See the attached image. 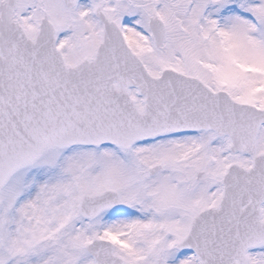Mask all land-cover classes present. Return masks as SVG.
<instances>
[{"label":"snow or ice","instance_id":"snow-or-ice-1","mask_svg":"<svg viewBox=\"0 0 264 264\" xmlns=\"http://www.w3.org/2000/svg\"><path fill=\"white\" fill-rule=\"evenodd\" d=\"M0 264H264V0H0Z\"/></svg>","mask_w":264,"mask_h":264}]
</instances>
